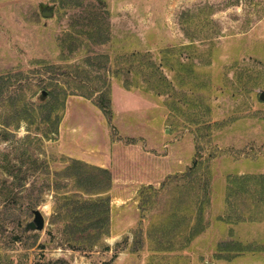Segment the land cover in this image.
I'll use <instances>...</instances> for the list:
<instances>
[{
	"label": "rangeland",
	"instance_id": "1",
	"mask_svg": "<svg viewBox=\"0 0 264 264\" xmlns=\"http://www.w3.org/2000/svg\"><path fill=\"white\" fill-rule=\"evenodd\" d=\"M84 2L105 11L110 39L63 56L61 38L81 9L56 5L43 17L40 4L55 0H0V75L21 72L25 80L12 81L37 101L50 77L63 82L77 64L93 84L105 82L112 107L109 121L95 95L70 94L58 133L46 138L25 122L15 128L0 101V170H26L7 177L10 194L0 173V264H264V0ZM95 54L109 55L107 67L88 64ZM50 63L65 68L51 73ZM82 133L105 145L96 156L113 181L110 235L89 251L62 243L47 187ZM238 176L245 181L230 196ZM203 184L204 202L192 196ZM149 185L156 203L141 210ZM35 208L44 228L27 231ZM200 215L204 229L186 243Z\"/></svg>",
	"mask_w": 264,
	"mask_h": 264
},
{
	"label": "trees",
	"instance_id": "2",
	"mask_svg": "<svg viewBox=\"0 0 264 264\" xmlns=\"http://www.w3.org/2000/svg\"><path fill=\"white\" fill-rule=\"evenodd\" d=\"M84 1L55 0L58 9L67 7L81 9V14L78 15V18L71 24L69 31L61 38L62 55L65 49L70 53L74 52L83 41L91 40L93 44L100 45L110 39L105 11L98 10L94 4L88 3L85 5ZM87 61L89 65L93 66L98 63V66L105 68L110 58L107 54H95L94 56H88ZM45 67L51 73H57L60 68H65L54 63L47 64ZM67 67L71 69V72H65L67 78L63 82H57L52 79L53 77H50L51 80L45 84L47 96L43 99L39 97L37 101L28 99L24 88L25 84L16 85L12 81L15 77L17 81L25 80L21 72L16 75H0V101L3 102L8 111L6 116L13 119L15 128L19 127L21 122H25L28 130L43 137L51 138V135L58 133L67 97L70 94H77V91H80V95L88 98L95 95V104L111 121L110 91L105 82L101 86L93 84L89 79L90 70L84 68L80 70L81 66L77 64H70ZM125 86H129L127 81H125ZM4 125L9 126L11 123L4 122ZM65 160L67 161L65 168L56 171L53 182L47 185L53 191L55 198L52 223L58 225L62 243L74 250L89 251L99 246L110 235L111 197L109 191L112 187V173L107 168L91 165L78 159L66 158ZM2 167H4L0 170L4 184L2 189H6L10 194L12 188L7 185V177L21 179L23 177L21 176L22 173H26V170L23 171L22 168H18L15 172V169L8 165ZM193 170L194 168H189L188 172H193ZM244 181L245 178L241 176L230 179L229 195L231 196L234 183L242 184ZM13 182L11 181L10 184ZM203 189V195L193 191L192 196L196 198L200 196L202 202L207 201L210 196L209 186L203 184ZM193 190L196 189L193 187ZM152 191L157 193L158 190H154L153 186L150 185L141 189L139 206L141 210H144L147 204L153 205L156 203L155 198H153L156 193L152 194ZM36 204L37 202L29 204V209ZM3 208L4 206L0 210V217L4 212ZM174 215L175 211L170 213L171 217ZM201 220L202 216L200 215L196 225L192 227L191 233L187 236L186 243H189L204 229V227H200Z\"/></svg>",
	"mask_w": 264,
	"mask_h": 264
},
{
	"label": "crops",
	"instance_id": "3",
	"mask_svg": "<svg viewBox=\"0 0 264 264\" xmlns=\"http://www.w3.org/2000/svg\"><path fill=\"white\" fill-rule=\"evenodd\" d=\"M76 137V154L72 155L74 159H78L102 168H110V163L106 159L97 158L96 152H105V145L95 147L92 143L91 136L87 133L75 134ZM86 147V148H85ZM71 156V155H70ZM113 184V181H112ZM114 203V201L112 202ZM113 205V204H112ZM117 207V206H116Z\"/></svg>",
	"mask_w": 264,
	"mask_h": 264
},
{
	"label": "water",
	"instance_id": "4",
	"mask_svg": "<svg viewBox=\"0 0 264 264\" xmlns=\"http://www.w3.org/2000/svg\"><path fill=\"white\" fill-rule=\"evenodd\" d=\"M56 9V4H40V13L43 17H52L54 15ZM47 96V92L45 90L41 93V98H45ZM260 98L264 99V91L261 92ZM33 212V219L29 222H27L25 226V230H43L45 225V217L44 214L41 212L40 209L35 208L32 210ZM206 264H213L212 262H208Z\"/></svg>",
	"mask_w": 264,
	"mask_h": 264
}]
</instances>
